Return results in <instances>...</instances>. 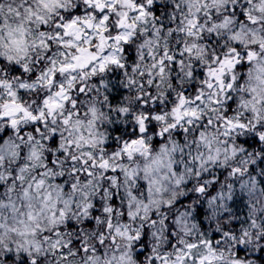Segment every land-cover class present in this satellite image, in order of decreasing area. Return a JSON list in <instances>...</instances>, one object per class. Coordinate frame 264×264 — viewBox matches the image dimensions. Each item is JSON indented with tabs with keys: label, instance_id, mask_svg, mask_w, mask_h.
Instances as JSON below:
<instances>
[{
	"label": "clouds",
	"instance_id": "clouds-1",
	"mask_svg": "<svg viewBox=\"0 0 264 264\" xmlns=\"http://www.w3.org/2000/svg\"><path fill=\"white\" fill-rule=\"evenodd\" d=\"M0 264H264V0H0Z\"/></svg>",
	"mask_w": 264,
	"mask_h": 264
}]
</instances>
